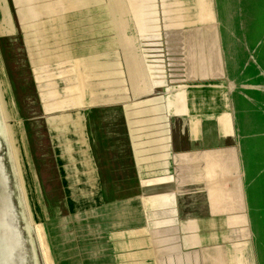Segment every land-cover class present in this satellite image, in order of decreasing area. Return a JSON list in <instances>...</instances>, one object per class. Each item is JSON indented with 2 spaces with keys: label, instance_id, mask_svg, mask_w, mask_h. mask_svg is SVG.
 <instances>
[{
  "label": "rangeland",
  "instance_id": "1",
  "mask_svg": "<svg viewBox=\"0 0 264 264\" xmlns=\"http://www.w3.org/2000/svg\"><path fill=\"white\" fill-rule=\"evenodd\" d=\"M213 3L222 78L189 82L184 55L154 53L137 57L157 71L152 92L133 98L129 91L127 99L108 0L0 1V109L39 264H60L65 252L71 258L80 230L71 219L126 211L128 202L96 208L101 198L137 194L146 175L137 143L143 130L164 123L143 120L166 114L169 100L186 96L191 111L234 112L236 123L264 127V0ZM104 103L117 105L98 107ZM259 175L264 238V171Z\"/></svg>",
  "mask_w": 264,
  "mask_h": 264
},
{
  "label": "crops",
  "instance_id": "2",
  "mask_svg": "<svg viewBox=\"0 0 264 264\" xmlns=\"http://www.w3.org/2000/svg\"><path fill=\"white\" fill-rule=\"evenodd\" d=\"M108 6L124 59L127 99L129 91L133 98L152 92L149 79L157 71L137 57L154 53L184 55L189 82L222 78L213 0H108ZM140 42H147L144 50ZM174 99L164 116L143 120L164 123L143 130L137 143L146 174L137 194L111 202L101 198L96 208L128 202L126 211L71 219L80 223L72 239L78 245L68 252L71 258L65 252L63 260L56 259L60 264H264L256 217L262 209L264 167L258 161L264 133H254L264 127L236 123L234 112L191 111L186 96L184 103ZM91 220L93 227L87 225Z\"/></svg>",
  "mask_w": 264,
  "mask_h": 264
},
{
  "label": "water",
  "instance_id": "3",
  "mask_svg": "<svg viewBox=\"0 0 264 264\" xmlns=\"http://www.w3.org/2000/svg\"><path fill=\"white\" fill-rule=\"evenodd\" d=\"M0 264H39L1 109Z\"/></svg>",
  "mask_w": 264,
  "mask_h": 264
},
{
  "label": "bare ground",
  "instance_id": "4",
  "mask_svg": "<svg viewBox=\"0 0 264 264\" xmlns=\"http://www.w3.org/2000/svg\"><path fill=\"white\" fill-rule=\"evenodd\" d=\"M2 117H3V115H2ZM6 130V129H5ZM8 136V135H7ZM17 174V173H16Z\"/></svg>",
  "mask_w": 264,
  "mask_h": 264
}]
</instances>
